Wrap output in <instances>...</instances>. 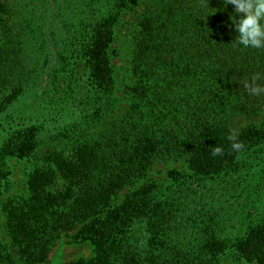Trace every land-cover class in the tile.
Listing matches in <instances>:
<instances>
[{"label":"trees","instance_id":"trees-1","mask_svg":"<svg viewBox=\"0 0 264 264\" xmlns=\"http://www.w3.org/2000/svg\"><path fill=\"white\" fill-rule=\"evenodd\" d=\"M16 1L13 8L0 0V116L31 90L35 93L55 55L58 63L72 56L87 64L82 94L73 91V96L89 103L92 112L85 108L79 118L99 119L104 108L107 119L97 133L87 132L93 139L78 148L74 160L57 149L45 152L50 165L31 174L27 207H14L8 216L11 244L0 249V264L43 262L52 231L71 230L91 219L92 238L105 247L104 264H212V249L229 240L264 256V185L259 182L254 191L237 193L256 177L257 166L263 168L260 180L264 178V122L236 133V123L252 119L264 105V93L254 96L244 88L257 73L261 79L256 83L264 87V49L233 45L239 33L232 17L239 21L243 14L224 0H161L146 8L134 35L136 79L127 91L129 102L117 112L107 47L120 7L101 9L104 21L88 27L78 4L89 0H40L41 10L30 5L32 0ZM16 14L34 32L29 37L32 48L34 28L46 27L45 40L34 51L39 55L36 77L34 70L22 75L18 53L1 45L2 38L15 41L7 22ZM34 127L36 122L6 129L0 142V182L7 158L24 156L35 147ZM230 132L243 145L239 151L232 148ZM215 146L223 155H212ZM181 159L188 162L189 176L167 193H158L151 169ZM60 179L65 189L59 187ZM230 194L243 196L245 205H223L221 200ZM241 213L246 214L243 230L229 232V223ZM189 218L202 220V245L184 255L180 230L187 229ZM145 247L158 251L150 263L141 257ZM165 258L167 263H159Z\"/></svg>","mask_w":264,"mask_h":264},{"label":"rangeland","instance_id":"rangeland-1","mask_svg":"<svg viewBox=\"0 0 264 264\" xmlns=\"http://www.w3.org/2000/svg\"><path fill=\"white\" fill-rule=\"evenodd\" d=\"M2 1H7L11 7L16 8V0ZM159 1L161 0H89L84 2L80 1L78 4V13L87 22L85 25H88V27L98 21H104L101 18V9L104 11L115 6L120 7L118 16L113 17L114 22L110 30L112 39L107 47L109 64H111L112 70L114 71L116 82L115 97L117 101L114 110L117 112L121 111L123 106L129 102L130 95L127 91H129V86L136 79L132 69L134 35L140 28V21L145 9L154 8ZM26 2L29 3L28 0ZM30 5L38 10L44 7L40 0H32ZM24 21L22 15L20 17L19 14H16L14 18L7 22L11 37H14L15 41L11 44L8 37L6 39L2 38L1 45H7L10 51L18 53L16 59L20 61L18 65L22 75L25 73L31 75L34 70V77H36L35 72L37 70H35V66L38 64L39 55H36L34 51L45 40L46 27L43 28L39 24L38 27L34 28L37 31V36L34 41V47L32 48L29 37L34 32L24 27L26 24ZM50 57V73L47 74L43 83L39 84L40 87L35 93L34 90H31L30 96L22 97L21 101L16 102L0 116V142L6 135V129L12 126L18 129L26 128L29 124L36 122V127L31 130H37V136L34 141L35 147L24 156L11 155L7 158L8 160L4 166L6 174L0 182L1 250H4L11 244L7 222L12 209L14 207L21 209L28 205V199L31 195L29 181L31 174L37 167H48L50 165L44 157L45 152L47 150L57 149L58 151L64 152L69 160H74L75 152L78 148L93 139L90 136L88 138L87 132L90 134L97 133L102 127L106 126L105 122L107 117L104 116V108H102L101 118L99 119L90 121L89 119H85V117L79 118L80 113L85 108L90 113L92 112V107H90L89 103H82L81 100L74 99L73 96V91L78 92L76 95L82 94L79 91L82 87V77H86L87 64L78 62L72 56L68 57L67 60H63L61 63H58L55 55H51ZM55 75L57 76L55 77ZM35 95H37L36 98ZM32 97L35 100L30 101ZM97 106L98 103H95L93 110ZM263 122L264 105H262V109L258 112V115L252 119L244 117L239 120L236 123V133H241V129L245 126L250 124L259 126ZM86 129L88 130L86 131ZM256 142L258 141L256 140ZM255 169L256 173L254 174L256 177L248 182V186L245 185V189L237 188L238 196H240V191H243V194L249 190L254 191L257 189L256 187H259L257 185L259 182H261V187L264 185V178L260 180L262 179L260 176L262 175L263 168L261 169L260 166H257ZM189 172L188 162L181 159L178 161L170 160L160 162L151 169L149 175L154 182L156 191L158 193L160 191L167 193L175 183L180 181L184 182L189 176ZM239 179L240 177L236 178V180L234 179V183H238L240 181ZM63 184V180L60 179L59 187L61 189H65ZM49 190L52 192L57 191L56 187L55 189L51 187ZM125 194L120 196L117 201L121 202ZM243 199V196L239 199L237 196H231L230 194L221 201L223 205H228L229 208L235 204L243 207L245 205V200ZM245 215L241 213L239 218L232 220L227 230L230 229L229 232L238 231L240 233V230L244 228ZM200 221L202 220L192 218L189 221L190 225L187 229L185 231L180 230V237L184 241L181 243L184 249V255L185 253L197 250L202 245V234L200 232L204 228ZM93 225L94 221L91 219L84 221L78 227L71 230L52 231L50 251L46 260L38 264H70L72 261L79 264H104L102 257L105 247H100L92 238ZM194 225H198V227ZM238 244L234 243L233 240H229L227 243L219 242L212 249L215 254L210 262L212 264H264V256H259L258 252L255 253L254 251L246 250L245 247ZM145 249L141 257H144L143 262L150 263V261L152 262L153 256L158 254V251L153 250L154 253H151L149 250L151 248L145 247ZM182 257L183 255L178 260L182 261ZM165 262L166 258L159 261V263Z\"/></svg>","mask_w":264,"mask_h":264},{"label":"clouds","instance_id":"clouds-1","mask_svg":"<svg viewBox=\"0 0 264 264\" xmlns=\"http://www.w3.org/2000/svg\"><path fill=\"white\" fill-rule=\"evenodd\" d=\"M224 3L234 5L235 12L243 14L239 21L232 17L233 24L239 33L233 45L264 49V0H224ZM259 79L261 77L257 73L252 77L251 82L245 81L244 88L250 95L264 93V87L256 83ZM228 139L233 141V150L239 151L243 147L242 143L235 142L237 137L234 132H230ZM211 152L214 156L223 155V149L219 146L211 148Z\"/></svg>","mask_w":264,"mask_h":264}]
</instances>
